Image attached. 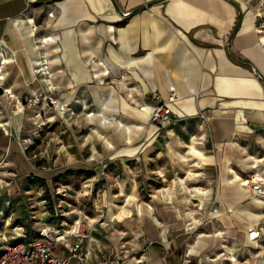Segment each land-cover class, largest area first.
I'll use <instances>...</instances> for the list:
<instances>
[{
	"label": "crops",
	"instance_id": "obj_1",
	"mask_svg": "<svg viewBox=\"0 0 264 264\" xmlns=\"http://www.w3.org/2000/svg\"><path fill=\"white\" fill-rule=\"evenodd\" d=\"M262 21L264 0H0V85L32 95L57 75L106 82V106L117 103L109 114L132 122L130 144L111 159L137 157L144 176L159 183L149 202L112 209L110 221L172 249L180 240L169 232L180 230L186 256L198 264H263L254 250L259 239L248 235L252 225L264 226V212L254 210L264 202L251 189L259 178L264 186ZM39 64L47 71L37 72ZM94 95L102 101L99 89ZM162 101L171 119L151 122L141 107ZM242 208L252 209L249 218ZM208 219L218 233L189 234ZM106 225L83 239L88 260L137 264L113 252L129 231L110 236ZM169 248L156 264L172 263Z\"/></svg>",
	"mask_w": 264,
	"mask_h": 264
},
{
	"label": "rangeland",
	"instance_id": "obj_2",
	"mask_svg": "<svg viewBox=\"0 0 264 264\" xmlns=\"http://www.w3.org/2000/svg\"><path fill=\"white\" fill-rule=\"evenodd\" d=\"M41 67L36 66L37 72H45ZM53 80L54 84L46 85L43 93L35 91L32 95L30 91L11 95L5 91L6 86L0 85L3 87L0 93V248L6 240L17 241L20 238L17 233H27L28 226L29 236L35 238L45 225L61 227L80 218L85 226L98 229L108 223L110 236L117 229L129 231L119 232L122 236L114 241L113 252L128 253L129 257L143 259L147 264L163 262L168 244L146 243L150 239L144 236L146 241L143 240L133 227L117 219L110 221L112 209L135 206L137 200L149 202L159 184L153 173L149 179L144 176L145 167L137 157L125 160V165L111 159L116 147L130 144L127 141L131 138L132 122L122 115L109 114L108 107L117 103L106 106V82L98 86L95 81L76 83L65 81L59 75ZM97 89L102 101L94 95ZM120 121L130 130L121 126ZM71 168L95 173L92 177L64 178L62 173ZM29 172L44 177L47 185L25 179ZM46 188L55 213L48 208ZM242 209L244 217L249 218L252 209ZM254 210L264 212V208ZM211 223L208 219L188 232L194 238L201 232L218 233L219 226ZM260 224H264V215L260 217ZM179 231L169 232V238L181 242L185 233ZM229 231L234 234V230ZM258 239L254 250L258 258L264 259V233ZM180 242L176 248H169L171 258L174 255L169 264H185L188 258L192 259L189 264H198L194 257L186 256L187 245ZM211 247L212 255L218 252L217 243L213 242ZM154 254L159 260L153 261Z\"/></svg>",
	"mask_w": 264,
	"mask_h": 264
},
{
	"label": "built area",
	"instance_id": "obj_3",
	"mask_svg": "<svg viewBox=\"0 0 264 264\" xmlns=\"http://www.w3.org/2000/svg\"><path fill=\"white\" fill-rule=\"evenodd\" d=\"M128 14L129 12H124V15ZM49 39H52V36L43 37V41ZM2 77L0 75V78ZM141 109L147 111L151 122L158 123L171 119L172 108L168 101L145 104ZM126 128L130 130L129 126ZM260 179L251 180L252 198L264 202V186ZM248 181L250 180H246L247 183H249ZM93 229L95 227L85 226L78 218L72 222H65L61 227L45 225L40 228L38 237L35 238L27 237L26 233L19 232L17 234L20 235V238L17 241L6 240L2 243L0 264H74L75 260L79 264H126L110 256L97 262L88 260V252L83 245V239L89 237ZM263 233L264 226L252 225L249 228V237L252 240H257ZM137 261V264H141L144 260L138 259Z\"/></svg>",
	"mask_w": 264,
	"mask_h": 264
},
{
	"label": "trees",
	"instance_id": "obj_4",
	"mask_svg": "<svg viewBox=\"0 0 264 264\" xmlns=\"http://www.w3.org/2000/svg\"><path fill=\"white\" fill-rule=\"evenodd\" d=\"M235 30L233 31V33H235ZM94 171L93 170H86L83 168H71V169H67L66 171H64L63 177L64 178H69V177H75V178H79L81 176H86V177H92L94 175ZM30 180L31 182H38V183H42L43 185H47L46 179L44 177H41L39 175L33 174V173H27L25 179ZM45 198L47 199V204H48V208H50V210L52 211V213H55V205L52 201L51 195H50V191L48 190V188H46L45 190ZM30 233V226H28L27 228V237L29 236Z\"/></svg>",
	"mask_w": 264,
	"mask_h": 264
},
{
	"label": "bare ground",
	"instance_id": "obj_5",
	"mask_svg": "<svg viewBox=\"0 0 264 264\" xmlns=\"http://www.w3.org/2000/svg\"><path fill=\"white\" fill-rule=\"evenodd\" d=\"M41 40H43V37L41 38ZM42 68H44L45 70H46V65H44ZM47 71V70H46ZM5 91H11V88H9V87H6L5 88ZM120 125H123V123H119Z\"/></svg>",
	"mask_w": 264,
	"mask_h": 264
},
{
	"label": "water",
	"instance_id": "obj_6",
	"mask_svg": "<svg viewBox=\"0 0 264 264\" xmlns=\"http://www.w3.org/2000/svg\"><path fill=\"white\" fill-rule=\"evenodd\" d=\"M2 92H3V87L1 86V87H0V93H2Z\"/></svg>",
	"mask_w": 264,
	"mask_h": 264
}]
</instances>
